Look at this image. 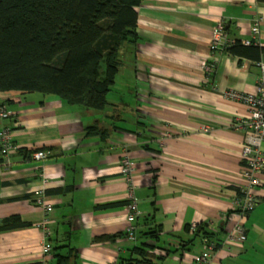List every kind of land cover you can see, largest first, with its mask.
<instances>
[{
  "label": "crops",
  "instance_id": "obj_1",
  "mask_svg": "<svg viewBox=\"0 0 264 264\" xmlns=\"http://www.w3.org/2000/svg\"><path fill=\"white\" fill-rule=\"evenodd\" d=\"M136 11L139 38L121 57L104 111L71 107L57 96L0 93V107L10 112L0 132L9 129L17 148L7 160L0 154V225L12 218L24 224L0 231V264H197L205 248L201 241L187 245L193 225L224 228L226 237L236 224L246 227L245 243H225L208 264H236L259 251L264 172L256 210L241 217L234 208L248 183L242 173L249 132L235 123L249 110L225 94L255 93L260 71L252 59L212 53L211 41L223 23L232 39L264 49V0H142ZM40 151L48 158L33 159ZM127 154L136 165L135 241L126 236ZM39 190L54 209L49 215L35 203ZM46 218L49 238L41 227ZM156 228L158 238L147 235Z\"/></svg>",
  "mask_w": 264,
  "mask_h": 264
},
{
  "label": "trees",
  "instance_id": "obj_2",
  "mask_svg": "<svg viewBox=\"0 0 264 264\" xmlns=\"http://www.w3.org/2000/svg\"><path fill=\"white\" fill-rule=\"evenodd\" d=\"M141 2L0 0V93L57 96L71 107L104 111L121 57L139 38L136 8ZM227 51L256 62L264 54V49L247 47L240 41ZM94 131L96 128L90 129V133ZM237 194L240 196L241 190ZM255 200L254 209L246 211L244 217L256 210L259 199ZM23 226L18 218H12L1 223L0 231ZM158 231L151 229L147 235L158 238ZM205 238L219 250L226 238L224 228L210 231L200 225L186 243L194 246ZM136 248L146 258L143 247ZM69 258L60 260L67 262Z\"/></svg>",
  "mask_w": 264,
  "mask_h": 264
},
{
  "label": "built area",
  "instance_id": "obj_3",
  "mask_svg": "<svg viewBox=\"0 0 264 264\" xmlns=\"http://www.w3.org/2000/svg\"><path fill=\"white\" fill-rule=\"evenodd\" d=\"M261 22L256 21L252 27L255 37L260 34ZM237 40L232 39L223 23H219L213 32V37L211 41V51L215 53L216 51H227L229 48L236 44ZM244 46H260L255 40H248L241 42ZM256 66L259 68L260 75L258 79L257 90L252 94H242L237 92H227L230 99L235 101L244 102L249 110V117L244 120H238L235 123L236 129H245L249 132L245 139L244 151H243V173L242 176L247 180L246 187L242 188L241 195L236 198L235 210L241 211L242 216L246 211H251L256 205V195L255 191L257 187L262 185L260 174L264 172V154L261 150L264 145V54L261 59L256 62ZM215 66L212 64L210 66L206 65V74L209 77L214 72ZM10 117V112L7 107H0V120H4ZM0 154L5 160L11 155V153L17 150L13 143L12 134L9 129L3 128L0 132ZM49 153L40 151L32 155L33 159L37 161L45 160L48 158ZM136 165L132 158L127 154L122 159V175L126 179L128 184V216H127V234L131 240H136L135 227L136 218L138 217L139 211L137 207V197L135 177ZM46 182V180H45ZM35 203L45 209L46 213L51 214L54 209L51 205H47L45 201V190L36 191L34 196ZM49 219H44L41 227L45 231V235L50 237L49 230ZM197 227L193 225L192 230L194 231ZM245 240V229L244 225H235L230 231L229 238L227 237V244L231 242L243 243ZM205 252L201 256L196 258L197 264H208L213 259L215 253L214 245L206 240ZM43 251L45 254H49L52 251V247L49 243L44 244ZM214 251V252H213ZM217 252V251H216Z\"/></svg>",
  "mask_w": 264,
  "mask_h": 264
},
{
  "label": "rangeland",
  "instance_id": "obj_4",
  "mask_svg": "<svg viewBox=\"0 0 264 264\" xmlns=\"http://www.w3.org/2000/svg\"><path fill=\"white\" fill-rule=\"evenodd\" d=\"M225 26V25H224ZM215 30V29H214ZM227 31V30H226ZM216 52H218V51H216ZM215 52V53H216ZM216 68V67H215ZM215 68H214V72H215ZM213 72V73H214ZM212 73V74H213ZM211 76V75H210ZM226 97H228L227 95H225ZM229 98V97H228ZM134 177H135V175H134ZM135 185H136V180H135ZM127 186H128V184H127ZM137 186V185H136ZM246 187V186H245ZM244 188V187H243ZM240 190H242V189H240ZM237 198H238V196H237ZM137 207H138V211H139V205H138V199H137ZM234 209H236V208H234ZM241 216V215H240ZM241 217H244V216H241ZM139 218H140V211H139V214H138V217L136 218V222H134L135 223V227L137 228V223H138V220H139ZM237 225H242V223H239V224H237ZM263 225H264V221H263ZM198 227V226H197ZM244 229H245V240H244V242L243 243H245L246 242V240H247V231H246V227H244ZM192 233H194V231L192 230ZM229 234L230 233H228V235H227V237L229 238ZM258 236H259V246H258V248H259V251H255V253H253L254 254V257L253 256H250L249 257V260L248 259H244V260H241L240 262H237L236 264H264V231H260L259 232V234H257ZM126 236H127V238H128V240H130V241H134V240H131L130 238H129V235L127 234V231H126ZM226 237V238H227ZM225 238V239H226ZM136 239H137V236H136ZM227 242V239L226 240H224L223 241V243H222V245H221V248L222 247H224L225 246V243ZM202 243H203V245L205 246L206 245V238L205 239H203L202 240ZM236 243H240V242H231V245H233V244H236ZM214 245V244H213ZM226 245H227V243H226ZM205 248V247H204ZM214 250H215V253L214 254H216V251H218V250H216V248H215V245H214ZM206 251V250H205ZM204 251V252H205ZM214 252V251H213ZM214 256V255H213Z\"/></svg>",
  "mask_w": 264,
  "mask_h": 264
}]
</instances>
